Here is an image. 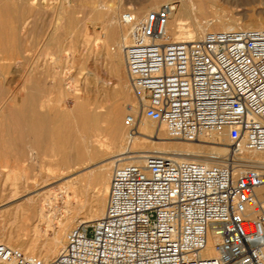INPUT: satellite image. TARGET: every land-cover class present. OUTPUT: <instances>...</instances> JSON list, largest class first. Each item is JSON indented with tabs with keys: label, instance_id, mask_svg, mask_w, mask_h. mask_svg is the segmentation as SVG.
Here are the masks:
<instances>
[{
	"label": "built area",
	"instance_id": "built-area-1",
	"mask_svg": "<svg viewBox=\"0 0 264 264\" xmlns=\"http://www.w3.org/2000/svg\"><path fill=\"white\" fill-rule=\"evenodd\" d=\"M177 6L121 16L131 26L125 56L140 116L171 138L226 129L233 154L264 151V28L178 40L168 27ZM137 123L129 111L126 124ZM0 264H264V165L149 153L116 166L106 212L71 229L55 258L0 242Z\"/></svg>",
	"mask_w": 264,
	"mask_h": 264
},
{
	"label": "bare ground",
	"instance_id": "bare-ground-1",
	"mask_svg": "<svg viewBox=\"0 0 264 264\" xmlns=\"http://www.w3.org/2000/svg\"><path fill=\"white\" fill-rule=\"evenodd\" d=\"M31 1L33 2V5L34 4L39 5V8H41L44 6V3L47 2L48 0H31ZM128 1L131 2V0ZM180 1L181 3L179 4V6H177L176 10L172 12L168 24L169 30L178 40L186 39V38H200L207 31H219V30H229V29H237V28H264V20L256 19L255 17L248 15L245 16L243 19L245 20V23H242L243 21L240 20V17L238 18L233 16L232 17L229 16L227 18L225 15H218V16L216 15L214 19L211 18L212 20L209 19L210 14L207 15L208 20L207 19L204 20L205 17L204 18L200 17L199 14H202V16L204 13L208 14V12L206 11H208L209 8H213L219 5L221 2H228V0H180ZM141 5H143V3H141ZM17 6L16 8H18ZM140 6L138 5L137 8L139 9ZM152 6L153 8L150 11L160 7V6L157 7V3H153ZM110 7L111 6L108 5L105 8L100 6H95L91 14H93V20H102V22L104 23L103 26L104 36L103 39L102 38L100 39L103 40L102 43L105 46L104 48L106 49L107 55L109 56L113 66L115 67L114 69L117 75L121 73V71L123 70V66H126V72H127L128 80L130 82L129 74L127 71V65H126L125 50H126V46L132 40L131 26L123 23V21L121 20V16L123 13L121 14L120 17L118 16L120 13L121 5L120 6L117 5L115 7L112 6L111 8ZM20 8L21 7L19 6V9ZM41 9L44 10V8ZM142 10L143 9H141V11ZM129 11L134 12L138 17H144L147 14L146 13L139 16L138 15L139 12H136L135 10H129ZM35 13H37V11ZM218 13H220V11ZM188 19L193 20L194 29H189V27L187 28ZM38 20L40 23V19ZM60 20H62V18ZM2 24L4 25V23ZM21 25L22 24H19L17 25V27L19 26L21 27ZM45 56L47 57L50 55L49 53L48 55H46L45 53ZM57 57L55 58V62L58 61V60L56 61ZM6 58H8V56ZM73 58H75V56ZM10 62L13 63L15 61L10 60ZM6 65H8V63ZM127 87L128 85L125 78L118 77V82L115 88H117L116 92L120 98L119 100L122 102H117L116 104L115 102L113 104L110 103L109 104L110 106L107 107L99 103L98 100L92 101L90 97L87 99L85 98L83 100L79 99V102L76 105L77 106L76 110L74 113H72V117H74V120L72 121L71 119L70 121H68L67 124L66 139L67 141L71 142L70 143L71 145L70 148H67L65 150L63 155L64 157L62 156L61 153H59L60 151L58 149L59 147L56 145L57 144L56 142L58 139H60L62 132L59 128H55L53 126L50 127L49 125L48 127L47 125L45 127H42V129H40L41 130L40 133L42 134V139L44 142L46 141L47 143L48 140L50 141V143L53 142L52 145L53 153L51 159L47 161L30 159L27 166L25 165L24 167H21L22 164L19 166L16 165L14 166L11 162H9V160L6 157H3V160L4 158H6L7 161L4 160L6 162L3 163V168L0 169V184L3 183L4 187H6L7 184L10 185L9 188L10 187L13 188V191H10L9 189L10 192L3 193V198L0 199V219L1 217L5 219V217H8V215H10V217L13 216L12 219H14V221L19 220V222L22 221L25 222V224H23L20 227V229H18L17 232L12 231L15 228L9 230V228L7 229V227L5 228V226L2 227L3 229L0 227V242L13 246L12 241L14 240V238H16L17 240L24 242L23 244H20V248L27 255L36 256L35 254H38L37 256L43 258L44 260H50L55 258L66 243V237L68 234L67 229H69V227H71L74 222L78 221V223L75 226H73V228L77 227L80 223L94 221L102 217L106 212L111 178L116 166L122 164L142 162L145 156L149 153H159L174 157L179 160H196V161L206 162L209 164L215 162H222L221 159L224 160L229 159V157L233 155L236 162V170L242 169L243 166L248 165L250 163L264 165V151L243 150L231 154L233 152L231 148L228 146L206 145L204 143L205 141L211 139L210 142L221 144L218 141L219 139H221V136L227 131L226 129L221 131L203 133L200 136V138L197 139V141L199 142L188 141V140L183 141V139L171 138L167 133L165 125L160 124L157 126L154 123H149L148 121H145L143 117L140 116L139 100L137 98V95H134L137 98L134 103L129 102L128 104L125 105V101L129 99V95L126 93V89H128ZM68 88L70 89V87ZM70 91H72V89H70ZM28 103L29 102L27 101L26 104ZM30 104H28L26 111L27 110L30 111V109L32 108V105ZM13 108L15 107L13 106ZM125 108H127L128 111H131L138 119V123L136 127L133 129L132 128L130 129L129 126L126 124L127 114L125 113L126 112ZM11 113L12 114L10 115L12 116V119L14 118L13 121L11 123H8L9 121L7 120L8 124L5 123L6 121L4 123L0 122L1 125L3 124V127H6V129L8 128L9 131H13V130L20 131L22 136L23 134L32 133L35 131V121L33 120L34 118L33 112L31 113L27 112L26 119H23V117L21 118L22 113L20 114L18 110L17 111L14 110ZM3 117L6 116L4 115ZM18 135L19 134H17V136ZM103 136L104 137L106 136L107 138H109V140L103 139ZM31 141L29 140V144ZM37 141L39 140H36V142ZM10 142L11 144L9 148L13 153L15 150H17V146L14 145L12 139L10 140ZM140 144L143 146L150 144L151 146L155 147V149L153 150L151 148L152 150H135L134 148ZM31 147L33 146L31 145ZM112 147L114 148L115 152L109 150ZM18 149L20 150V148ZM36 150L37 149L35 148V151ZM62 151H64V149ZM15 153L17 152L15 151ZM32 154L34 153L32 152ZM36 154L38 155L37 151ZM58 155L59 157L61 156L62 158H59ZM84 163L88 165L87 167H85L88 169V172H84L82 174H80L79 172L80 175L76 179H73L74 178L73 177L72 178L73 180L69 181L66 184L65 186L66 190L64 191L62 190L61 192H59L60 190L58 191L55 190V188H53L54 184L57 183L59 184V182H61L58 180L61 177H63L64 174H66V171L69 172L71 168L75 166L77 168V165L79 164L81 165ZM19 167L23 169H20ZM27 170H32L33 173L35 171L36 175L33 176L29 175L28 173H26ZM22 171L25 173H22ZM93 186H95L96 188L98 187L101 190V192L103 191L102 202H99L97 205L95 206L93 205V207L88 208L87 206L89 205L87 204L86 206V201L81 200L79 201L78 204L79 206L77 207H81L82 209L85 208L83 212L74 209L77 207H72L73 202L70 197L69 191H73L76 196H80V195L83 196L86 190L90 189ZM60 188L61 189L64 188L63 184ZM29 190L30 191L33 190L36 193L34 195H30V193L27 194L26 192H28ZM65 194L67 195L66 207L69 210V213L68 215H66V217L63 219L62 222L59 221L61 225H59L58 223L59 226L54 227L53 219L54 217H57L55 215L58 212L57 202L60 199H62ZM26 222L27 223L29 222V224H27ZM41 222L47 223L46 228H42L40 226ZM50 227H52L54 230V234L52 237H49L47 235L48 228ZM204 253L213 254L214 253L213 247L212 246L208 247L204 251Z\"/></svg>",
	"mask_w": 264,
	"mask_h": 264
},
{
	"label": "rangeland",
	"instance_id": "rangeland-1",
	"mask_svg": "<svg viewBox=\"0 0 264 264\" xmlns=\"http://www.w3.org/2000/svg\"><path fill=\"white\" fill-rule=\"evenodd\" d=\"M176 1L179 6L181 1ZM47 2H45L44 6L41 7L44 8L43 10L39 8V5L34 4V6L31 0H0V22L4 23V25L0 23V122L4 123L6 121L5 123H7L9 121L8 123H11L14 118L12 119V116L10 114H12L11 112H13L14 110H18L20 114L22 113L23 115L21 114V118L23 117V119H26L27 112H33V120L35 121V131L32 133L23 134V136L21 135L20 131H9L8 128L6 129V127H3V124L1 125L0 123V136L2 137H0V169L3 168V163L6 162L7 159L14 166H19L22 164L21 167H24L25 165L27 166L30 159L43 161L51 159L53 153V142L50 143L49 140L47 141V143L46 141L44 142L42 139V134L40 133V129H42V127H45L46 125L47 127L49 125L50 127L53 126L61 130L62 134L60 139L57 140L56 145L59 147V153H61L63 156L65 150L67 148H70L71 145V142L67 141L66 139L67 124L71 119L72 121L74 120V117H72V113L75 112L77 107L76 105L78 104L79 99L83 100L90 97L92 101L98 100L99 103L106 107L110 106V103L113 104L115 102L116 104L117 102H122L119 100L120 98L116 92L117 88H115L118 82V77H123L127 81L128 89H126V93L129 95V99L125 101V105L129 102L134 103L136 101L137 98L136 96H134L136 94L130 86V82L128 80L126 72V66H123V70L119 75H117L114 69L115 67L113 66L111 59L106 53V49L104 48L105 46L102 43L103 40L100 39H103L104 36V23L102 22V20H93V14L91 13L93 12V8L95 6L105 8L107 5L111 7L121 5L120 13L118 15L119 17L122 13L129 10H135L136 12H139L138 15L141 16L148 13L153 8V3H157L158 7L161 6L164 2H168V0H131V2H129L128 0H48ZM141 3H143V5H141ZM17 5H19L21 8L19 9V6ZM138 5H141L139 9L137 8ZM16 6L18 8H16ZM141 9L143 10L141 11ZM36 11L37 13H35ZM219 11L220 13H218ZM206 12H208V14L204 13L203 16L202 14H199L201 18L205 17L204 20H208L207 15L209 14L210 20L214 19L216 15H225L227 18L229 16L238 18L240 17V20L243 21L242 23H245V20L243 19L247 15L253 16L256 19L264 20V0H228V2H221L219 5L213 8H209V10ZM17 17L20 18L18 19ZM61 18L62 20H60ZM38 19H40V23ZM41 19L43 23L41 22ZM187 22V28L189 27V29H194L193 20L188 19ZM16 24L22 25L21 27H17ZM45 53L46 55H48L49 53L50 56L46 57ZM7 56L8 58H6ZM55 56L57 57L56 61L58 60V63L55 62ZM74 56L75 58H73ZM13 57L16 59H14ZM10 60H13L15 62L12 63L10 62ZM7 63L8 65H6ZM68 87H70L72 91H70ZM27 101L29 102L28 104L31 103L30 105H32V108L30 107V111H26L28 106V104H26ZM13 106L15 108H13ZM125 109V113L128 114L129 111L127 110V108ZM5 113L8 114L6 115ZM4 115L6 117H3ZM143 119L145 121H148L149 123H154L157 126L160 125V123L153 121L150 118L143 117ZM10 133L12 134V136ZM17 134H19V137L17 136ZM227 135L228 132L226 131L221 136V139H219V141L217 140L221 144L212 143L210 142L211 139L205 141L204 143L206 145H224L230 147V140ZM11 139L13 140L14 145L17 146V150H15L17 153H15V151L12 153L11 149L9 148ZM28 139L30 141L32 140L30 144ZM103 139L109 140V138H107L106 136H103ZM36 140L39 141L36 142ZM194 142L199 141L195 140ZM45 143L47 146L45 145ZM31 145L33 147H31ZM18 148H20V150ZM35 148L37 149L36 151L38 155L36 154ZM151 148L153 150L155 149V147L151 146L150 144H147L145 146L140 144L134 149L152 150ZM63 149L64 151H62ZM109 150L115 152L113 147ZM32 152L34 154H32ZM3 157L7 158H4V160L6 161L3 160ZM59 158L62 157L60 156ZM225 160L221 159V161ZM87 166L88 165L86 163L81 165L79 164L77 165V168L75 166L71 168L69 172L66 171V174L63 175L64 178L61 177L58 180L61 182H59V184H54L53 188L58 191L60 190L59 192H61L62 190H66L65 186L69 181L76 179L80 174L84 172H88V169L85 168ZM22 173L25 172L22 171ZM26 173L31 176L36 175V172L34 171L33 173L32 170H27ZM62 184L64 186L63 189L60 188ZM7 186L4 187L3 183L0 184V199L3 198V193L13 191V188H9L10 185L7 184ZM32 191L33 190H29L26 193L34 195L36 192ZM69 194L73 202L72 207L79 206L78 204L81 200L86 201V206L87 204L89 205L87 206L88 208L93 207V205H97L103 200V191L101 192V190L98 187L96 188L95 186L86 190L83 196H76L73 191H69ZM66 197L67 195L65 194L64 197L57 202L58 212L55 215L57 217H54L53 219L54 227H58L59 225H61L60 222H62L66 215H68L69 213V210L66 207ZM74 209L83 212L85 208L82 209L81 207H77ZM12 218L13 216L10 217V215H8V217H5V219L1 217L0 227L2 228L5 226V228H9V230L15 228L12 231L17 232L18 229H20V227L25 224V222H19V220L14 221V219ZM10 219H12L13 221ZM77 223L78 221L74 222L72 226L67 229V232H69V230H71ZM27 224H29V222ZM46 224L47 223L41 222L40 226L42 228H46ZM53 234V228H48L47 235L49 237H52ZM15 239L16 238H14V240L12 241V245H16L15 247L20 248V244H23L24 242ZM35 255L37 256L38 254Z\"/></svg>",
	"mask_w": 264,
	"mask_h": 264
}]
</instances>
